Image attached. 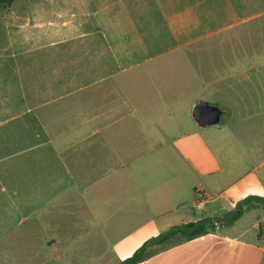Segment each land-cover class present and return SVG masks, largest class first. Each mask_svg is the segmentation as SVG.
Masks as SVG:
<instances>
[{
    "label": "crops",
    "instance_id": "0c3cea01",
    "mask_svg": "<svg viewBox=\"0 0 264 264\" xmlns=\"http://www.w3.org/2000/svg\"><path fill=\"white\" fill-rule=\"evenodd\" d=\"M262 19L264 0L0 6V264H119L206 218L222 226L139 264H264V213L239 209L264 197L258 168L241 172L216 126L187 119L263 67L264 49L249 64L254 43L233 40Z\"/></svg>",
    "mask_w": 264,
    "mask_h": 264
},
{
    "label": "rangeland",
    "instance_id": "374dc122",
    "mask_svg": "<svg viewBox=\"0 0 264 264\" xmlns=\"http://www.w3.org/2000/svg\"><path fill=\"white\" fill-rule=\"evenodd\" d=\"M233 40L254 43V47H249L245 50L248 52L246 60L249 61V64L253 63L252 60L257 58L264 49L260 47L261 44H264V19H262L259 25H250L248 31L240 33ZM256 44H259V49L255 47ZM221 51L225 52V55L228 56L231 49L226 47L221 49ZM219 52L220 50L217 49L216 53H213L212 56L214 58L219 57ZM262 62L264 63V59ZM262 72H264V65L261 68L255 65V72L242 74L239 82H227V84L232 85L229 90L227 89L229 91L228 95L212 96L209 94L201 96L198 100H204L213 105L216 104L222 111L220 123L216 126L217 128L213 129L221 131V137L224 140L226 149L230 152L233 162L242 170L241 172H244L245 168L257 167L258 173L261 174L264 180V80L256 79V73ZM188 114L187 119L193 123L192 125H195V122H192L190 113ZM216 206L212 204L210 208L215 209ZM242 207L244 213L252 210L249 209L247 203H243ZM257 210L260 215L264 213L262 206H257ZM202 213L199 212V216ZM212 220L215 222V228L222 226L221 218H214ZM181 240L184 239L178 237L177 241ZM27 258L20 256L5 257L7 264H33ZM9 259H15V261L12 263Z\"/></svg>",
    "mask_w": 264,
    "mask_h": 264
},
{
    "label": "trees",
    "instance_id": "16d2710c",
    "mask_svg": "<svg viewBox=\"0 0 264 264\" xmlns=\"http://www.w3.org/2000/svg\"><path fill=\"white\" fill-rule=\"evenodd\" d=\"M14 1L15 0H0V6L9 7ZM248 200L254 201L256 202V206H262L264 208V197L249 196L243 201V203H245ZM243 203L239 204V209L241 208ZM234 213H235L234 219L232 220V222L240 216L236 212ZM214 229H215V222L209 218L199 220L197 222H190L187 224L174 226L168 231L160 234L156 238L148 240L147 242L143 243L141 247H139L130 257L123 260L119 264L142 263L148 258V255L146 254V248L151 245H160L167 243L171 238H175L177 236L182 237L184 240H192L204 236L212 232Z\"/></svg>",
    "mask_w": 264,
    "mask_h": 264
},
{
    "label": "water",
    "instance_id": "95a60500",
    "mask_svg": "<svg viewBox=\"0 0 264 264\" xmlns=\"http://www.w3.org/2000/svg\"><path fill=\"white\" fill-rule=\"evenodd\" d=\"M221 110L206 101L197 102L192 108V118L200 127L217 126L220 123Z\"/></svg>",
    "mask_w": 264,
    "mask_h": 264
},
{
    "label": "built area",
    "instance_id": "2783aa9c",
    "mask_svg": "<svg viewBox=\"0 0 264 264\" xmlns=\"http://www.w3.org/2000/svg\"><path fill=\"white\" fill-rule=\"evenodd\" d=\"M199 201L194 204V206H197L198 208H201L203 206V197L200 195L199 196Z\"/></svg>",
    "mask_w": 264,
    "mask_h": 264
}]
</instances>
